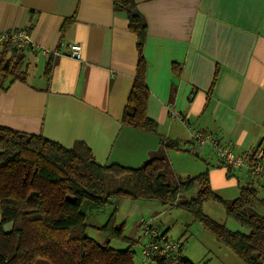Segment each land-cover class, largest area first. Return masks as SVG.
Listing matches in <instances>:
<instances>
[{"label":"crops","instance_id":"1","mask_svg":"<svg viewBox=\"0 0 264 264\" xmlns=\"http://www.w3.org/2000/svg\"><path fill=\"white\" fill-rule=\"evenodd\" d=\"M135 2L146 22L145 111L155 132L122 122L138 50L126 14L113 0H0V31L26 28L34 44L20 52L25 78L0 88V126L66 148L80 142L96 162L129 168L174 140L177 148L165 153L175 177L207 170L212 192L223 200L237 198L241 186L250 184L261 200L251 207L264 216V174L251 180L244 169L229 172L209 145L189 151L192 131L209 133L236 153L264 147V0ZM70 44L81 46L80 59L68 56ZM137 201L152 219L177 208ZM210 201L219 203L205 201L203 212L207 205L218 212ZM218 214L227 229L248 233L225 211ZM182 254L188 258L183 248ZM134 264L150 262L141 256Z\"/></svg>","mask_w":264,"mask_h":264},{"label":"trees","instance_id":"2","mask_svg":"<svg viewBox=\"0 0 264 264\" xmlns=\"http://www.w3.org/2000/svg\"><path fill=\"white\" fill-rule=\"evenodd\" d=\"M124 11L128 29L136 35L138 63L122 122L149 132L156 123L146 115L148 89L142 47L146 22L135 0H113ZM64 21L61 29L68 24ZM49 70L46 65L45 72ZM24 59L5 44L0 54V88L6 81L24 79ZM178 143L167 140L163 148L137 168L100 164L83 143L66 148L41 135L27 134L0 126V264H32L45 259L49 264H134L135 240L116 225L115 210L98 227L107 238L100 244L86 235L87 217L102 211L112 199L157 201L164 206L186 210L208 230L217 242L234 253L243 264L264 262V216L252 209L261 200L256 189L242 185L237 198L223 200L209 185L207 170L187 178L175 177L169 169L166 149ZM174 182H169V176ZM196 189L188 200L182 193ZM215 200L226 216L237 221L248 233L231 231L208 217L203 203ZM111 239L127 244L112 247ZM184 244V241H183ZM156 264H163L159 260ZM174 264H195L181 256Z\"/></svg>","mask_w":264,"mask_h":264},{"label":"rangeland","instance_id":"3","mask_svg":"<svg viewBox=\"0 0 264 264\" xmlns=\"http://www.w3.org/2000/svg\"><path fill=\"white\" fill-rule=\"evenodd\" d=\"M170 167V166H169ZM169 182L173 183V176H169ZM196 189L190 192L180 194V200H188L195 195ZM211 204L218 206L220 212H224L221 204L210 201ZM213 202V203H212ZM142 201H137L129 198L112 199L105 208L100 212L88 214L86 235L93 238L96 242L104 244L108 238L98 230L109 214L115 210L116 225L123 226V234L135 240V258L141 257V241L143 231L141 230L138 220L140 217L147 218L150 216L151 210L141 205ZM162 206L160 203H156ZM218 210V212H219ZM166 214L156 212L153 218V223L161 230L168 229L167 235L170 240L180 239L184 235L183 250L185 255L195 264H243L241 260L230 249L216 241L214 236L201 226L198 221H195L192 216L181 208L165 211ZM210 213L215 220L220 222L219 214L216 208L207 205L204 211ZM221 223V222H220ZM109 244L117 249H124L127 244L121 240L111 239ZM150 264L154 262L147 260ZM32 264H49L45 259L38 258ZM264 264V262L262 263Z\"/></svg>","mask_w":264,"mask_h":264},{"label":"built area","instance_id":"4","mask_svg":"<svg viewBox=\"0 0 264 264\" xmlns=\"http://www.w3.org/2000/svg\"><path fill=\"white\" fill-rule=\"evenodd\" d=\"M8 44L10 47L22 52L31 48L34 44L31 35L26 28H16L10 31H0V45ZM39 51L44 55L51 53L49 49L40 47ZM68 56L80 59L81 46L70 44ZM183 121V120H182ZM185 124L187 122L183 121ZM209 145L220 162L229 172L244 169L251 180H256L264 174V147L258 146L249 152H234L231 148L223 146L211 137L209 133L192 131L189 151L196 153L204 146ZM138 224L143 231L141 241V256L156 264L159 260L163 264H174L182 254L183 239L170 240L167 235L153 223L151 217H140Z\"/></svg>","mask_w":264,"mask_h":264}]
</instances>
